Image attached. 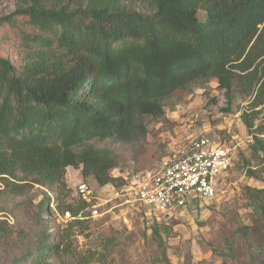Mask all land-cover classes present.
Masks as SVG:
<instances>
[{
  "label": "trees",
  "instance_id": "16d2710c",
  "mask_svg": "<svg viewBox=\"0 0 264 264\" xmlns=\"http://www.w3.org/2000/svg\"><path fill=\"white\" fill-rule=\"evenodd\" d=\"M76 1L26 0L0 18V45L24 54L16 65L0 53V214L33 219L16 229L0 219L3 264H61L63 234H49L42 218L50 216L48 194L74 218L69 225L83 224L88 205L67 202V168L101 187L123 184L111 173L126 152L107 145L145 142V118H162L165 103L194 87L215 82L228 106L235 87L252 96L241 120L252 153L263 149L255 121L264 105V0H153L148 14ZM246 173L259 179L256 169ZM35 189L43 199L32 212L31 201L17 200ZM244 198L248 224L231 223L213 244L221 264H264V188H245ZM162 232L152 230L158 243Z\"/></svg>",
  "mask_w": 264,
  "mask_h": 264
},
{
  "label": "rangeland",
  "instance_id": "374dc122",
  "mask_svg": "<svg viewBox=\"0 0 264 264\" xmlns=\"http://www.w3.org/2000/svg\"><path fill=\"white\" fill-rule=\"evenodd\" d=\"M52 1L69 7L77 2ZM108 1L143 14L150 13L153 4V0ZM25 5L26 0H0V18ZM0 53L13 64L19 65L24 61L23 52L15 48L0 45ZM241 91L238 87L234 88L228 106L224 91L215 82L194 87L180 100L165 103L162 118H145L148 130L145 142L124 147L109 143V148L124 149L127 155L111 173L121 180V185L117 181L101 187L93 178H83L80 169L67 168V202L73 208L82 200L88 205L79 212L78 218L83 220L81 226L69 225L72 219L66 220L64 213L61 214L49 204L50 216L47 213L42 215L47 221L45 224L49 234H63L61 264H164L161 254H166L170 264H221L219 251L213 249V244L219 241L222 231H232L231 223L248 224L251 210L244 198L245 188H264V145L262 150L255 148L252 153L253 139L241 120V114L249 111L253 97L244 96ZM227 108L229 111H226ZM260 108L255 126L264 128V105L256 110ZM200 135L216 136L235 148L232 167L218 183L217 195L211 203L168 216L154 214L137 204L124 203L136 182L144 179L169 153ZM260 137L264 138V135ZM248 168L256 169L260 173L259 179L248 176ZM81 183H85L89 189L86 198L77 192V186ZM41 190L35 189L17 201L24 200L27 205L31 201L34 212L43 199ZM93 207L98 208L99 216L91 217ZM0 219L6 220L14 229L33 223V219L24 218L16 223L7 214H0ZM154 228L165 229L161 233V243L152 237ZM46 262L59 264L54 259H47Z\"/></svg>",
  "mask_w": 264,
  "mask_h": 264
},
{
  "label": "built area",
  "instance_id": "2783aa9c",
  "mask_svg": "<svg viewBox=\"0 0 264 264\" xmlns=\"http://www.w3.org/2000/svg\"><path fill=\"white\" fill-rule=\"evenodd\" d=\"M233 150L216 136L200 135L164 157L157 167L130 188L125 204H137L154 214L168 216L177 211L211 203L220 180L233 164ZM83 198L89 194L85 183L77 186ZM50 206L55 209L52 194ZM56 210V209H55ZM99 216L93 207L91 217ZM66 220L71 218L64 213Z\"/></svg>",
  "mask_w": 264,
  "mask_h": 264
}]
</instances>
